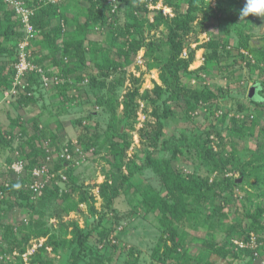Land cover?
<instances>
[{
  "label": "rangeland",
  "instance_id": "1",
  "mask_svg": "<svg viewBox=\"0 0 264 264\" xmlns=\"http://www.w3.org/2000/svg\"><path fill=\"white\" fill-rule=\"evenodd\" d=\"M60 1L28 0L25 3L30 9L34 8L36 11L41 5L49 2L59 5L62 3ZM106 1L110 7L106 15L108 22L105 25L98 24L89 28L88 36L85 39V51L88 55L91 54L92 51L88 47L91 44H98V46H105L108 49L111 58L120 61L122 58L119 56V59L116 55H119L118 51L123 43L117 48H111L108 44V35L114 27L120 28L125 25V13L128 9L119 0ZM142 1L151 11L150 22L154 24L153 22L157 19L158 23L157 27L145 30L143 40L146 43L151 42L159 45V48L163 50L166 30L164 23L159 20V12L163 11V16L170 18L173 17V12L166 7L164 0H158L157 3L152 0ZM2 2L8 8L9 4L4 0ZM244 3L245 0H204L201 5L203 11L197 12L192 23V32L184 37L186 49L182 53V57L187 59L189 52L194 53V61L190 64L187 73L184 71V75H186L184 84L188 88H209L213 92L217 91L221 99L211 107L201 104L191 112L188 109L186 111L188 105L186 106L185 101L189 102L187 97L184 100L180 98L178 102L173 103V116L166 123L164 138L160 140V143L163 144L166 139L171 137L181 139L185 135L188 138H196L200 142L205 141V144H208L218 156L222 154L220 152L222 147L224 156L222 154L223 157L219 158V162L224 164L220 166L206 159L204 154L199 153V149L190 147L188 153L178 155L177 159L168 165V168L178 169L183 175L192 176L196 181L204 182L210 187L216 186V193L220 192L222 188L226 189V195H222L221 198L209 197L205 200L187 195L186 198H183L185 203H189L195 208L197 216L196 219H186L178 226V243L181 246L172 255L175 259L168 260V264H196L201 258L205 261H213L216 255L211 249L204 246L205 242L214 246H231L239 253L236 255L237 258H230L218 264H248L252 258L251 253L244 254L245 250L238 248L234 242L250 237V235L261 241L262 246L259 254L264 259V214L259 221L263 226L262 229H258L247 219L248 214H253L256 208L260 206L264 208V188L261 187V181L264 178L258 171H264V161L261 158L264 156V107H260L264 104V92L259 90L260 85L258 84L259 73L264 69V62H257L248 51L238 49L236 27L231 25V22L235 20L241 25L248 22V31L252 35L251 43L255 47H260L264 45V17L249 15L240 19L238 13ZM88 7L84 0H74L64 12L59 11L53 18L54 26L61 22L64 40L70 41L77 38V25L82 24ZM5 10L7 9L5 8ZM211 12L217 17L206 19L204 15ZM30 19L32 21V18ZM163 19L165 20V18ZM17 20L20 23V26L17 27L19 29L22 25L19 16L15 17L13 21ZM225 30L228 31L226 35L228 34L229 44L225 48L219 44L220 46L217 48L220 53L223 50H228L231 53L230 57L224 62L221 61V64L210 67L209 74L198 72L205 64L204 58L212 53L209 48L210 39L213 37L222 39L225 36ZM129 38L125 37L123 40ZM41 40V37H38L30 50L34 64L50 78L57 76L62 79L63 84L66 82H69L70 85L76 84L83 89V92L78 94L76 90H73L65 95L67 99H77L78 107L63 102V98L56 94L55 81L49 78L46 84L42 82V86L33 89L32 97L34 96L37 101L35 106L22 105L20 97L24 90L22 91L20 88L16 96L11 95L10 88L0 93V126L11 129V136L8 139L10 145L8 148L0 150V225H11L13 232L17 233V237H21L22 233H29L34 229L41 228L44 221L49 218L45 225L47 224L50 228V233L58 235L60 240L67 245L73 240L74 225L77 224L83 230L86 219L90 217L85 205L79 206L80 213L75 211L66 213L61 210L62 205L58 201L50 205L46 201L39 200L35 210L31 213L19 206H11V208L8 206V202L15 201V196L5 191L9 188L7 185L12 182L10 166L17 161L16 159L25 158L30 147L37 144L31 125L34 119H38V129L44 132L43 139L48 140L50 134L55 133L61 143L66 141L64 144L73 146L77 145L83 136H88L93 140L97 139V145L89 149L87 153L79 147L83 152L84 160L75 166L74 175L78 176V183L92 194L97 212L110 211L109 214L118 224H114V231L102 244L93 238L89 245H92V248L95 247L96 250L103 246L109 247L107 254L112 253L113 246L118 247L120 251L116 253L111 264H126L131 253L137 255V264H166L155 260L154 256L169 252L172 248L170 237L173 227L165 232V227L159 220L160 217L148 209L138 210L132 217L128 215L131 213V204L134 199L132 194L135 192L148 189L155 193L159 192L161 196H166L167 193L162 183L161 174L163 172L158 173L149 168L141 171L137 175L136 186L134 184L128 194L123 193L115 199L110 209L103 205V201L99 197L100 186L107 181L112 164L118 162L119 159L113 154L109 138L113 137L112 141L122 148L129 145L125 152V166L130 165L137 153L142 158V150L146 144L143 138L152 132L150 126L153 124V120L149 116L151 106L139 100L136 117L127 119V117H123V106L120 105L116 127L120 128L121 133L124 134L125 140H123L107 131L109 116L95 103L97 93L105 98L109 94L115 93L119 96V102H122L125 95L135 86H140L139 92L143 93L152 89L154 83L160 85L159 72L161 74V69L157 66L160 64V60L157 59L156 54L145 57L147 51L142 48L132 60L134 62L130 66L119 68L108 77L104 87L98 92L89 86L90 75L96 73L94 64L88 63L84 72L86 77L83 80L63 78L60 72L61 66L68 63L77 66V63L59 55L60 67H51L49 60H43L48 49L46 44L41 43ZM2 58L0 57V61ZM31 58H29L30 61ZM249 63L254 68L249 66ZM145 64L152 69H147ZM77 68L78 72L83 71L80 66ZM189 72H193V74H189ZM251 89H253L252 97L249 96ZM252 99L259 102L252 101ZM17 117L25 127V132H22L21 127L13 123ZM75 120H80L81 123L74 124ZM123 121H125L124 124H122ZM220 130L221 136L230 137V142L227 140L223 142L216 136L217 131ZM258 166L260 169H257ZM123 168L125 169V167ZM229 180L236 181L237 184L230 187L227 184ZM17 183L16 181L14 184L18 186ZM67 190V188L63 189L62 192L66 193ZM71 194L75 202L81 196L78 193ZM169 197V199L181 201L179 193ZM40 214H43L44 218ZM109 226L110 224L106 225V228ZM5 232L3 229L0 231V261L7 259V262L11 264H31L29 255L23 261L18 250H9L8 248L6 251L1 250L2 246L7 244V239L3 238ZM47 239V237L32 239L31 247L27 249L28 252L31 251L30 255H34L36 250L42 248L47 243ZM66 250L64 247L63 252ZM242 250L243 252H240ZM46 251L50 254V258H54L57 262L60 261V256L54 255L52 246L47 247Z\"/></svg>",
  "mask_w": 264,
  "mask_h": 264
},
{
  "label": "trees",
  "instance_id": "2",
  "mask_svg": "<svg viewBox=\"0 0 264 264\" xmlns=\"http://www.w3.org/2000/svg\"><path fill=\"white\" fill-rule=\"evenodd\" d=\"M28 1V0H23ZM34 1V0H30ZM74 0H61L59 5L52 3H46L39 6L32 17V25L38 32L36 40L41 37V43L47 45L48 53L44 56L43 60H49L51 62V67H60L59 55L61 57L67 58L69 60H74L76 64H65L61 66V77L63 78H73L74 80H83L84 72L86 71L88 63L95 65L96 73L90 75L89 86L100 92L104 87L105 81L113 73H115L119 68L124 66H130L132 60H134L136 54L139 50L146 49L147 53L145 57H151L152 54L157 55L160 64L157 65L161 69V74L159 72V77L161 84H153V88L146 90L143 93L139 92L140 86H135L134 89L129 91L122 102H119V96L115 93L109 94L108 97H102L100 93L95 96V103L103 109V111L109 116V122L107 131L115 134V136L125 140L124 134L121 133L120 128L116 127L118 109L120 105L123 106V117L135 118L137 114V108H139V100H142L147 105L151 106V113H149L150 118L153 120V124L150 126L152 132L146 135L143 139L145 148H143V156L140 158L138 153L136 157L131 161L129 166H125L126 156L129 145L122 148L117 143L113 142L112 138H109L111 143V148L114 156H118V162L112 164L111 171L107 177V181L103 183L99 188V197L103 201V205L110 209L114 200L117 199L123 193L128 194L130 189L137 181V175L149 168L155 172H163L162 183L166 190V196H161L159 192H154L153 190L144 189L141 192H135L132 194L134 197L131 204V213L128 215L132 217L137 211L142 209H148L150 212L157 213L160 217L159 220L161 225L165 227V232H168L172 227L170 240L172 242V248L169 252L164 254H156L154 259L160 262L168 264V260H174L172 256L180 248V243H178V226L182 224L186 219L193 218L196 219L197 212L191 204L185 203L183 198L185 196H191L200 200H205L209 197L221 198L222 195L226 193V189H221L220 192L216 193V186H208L204 182L196 181L192 176H185L177 170H172L168 168V165L176 160L178 155L188 153L190 147H195L199 149V153L204 154L206 159L213 161L218 166L224 164L219 162V158L224 156V151L221 147V156H218L213 152L212 148L205 144V141L200 142L196 138H188L183 135V138L176 139L171 137L166 139V141L161 144L160 140L164 138L166 123L173 116L172 104L179 101V99H185L187 97L189 102L185 101L189 112L193 111L194 108L201 104L211 107L216 104L221 99L220 95L216 92L211 91L209 88H188L184 84V71L187 70L190 64L194 61V53L189 52L187 59L182 57V53L186 49L184 46V37L189 35L193 30V22L197 15V12L203 11L201 5L204 0H164V4L167 8H170L173 12V17H165L162 12H159L160 21H162L166 30V39L163 43L164 48L161 50L159 45L154 43H146L143 40L144 32L147 29H152L158 26L157 19L152 24L150 22V13L148 6L142 0H119L123 2L128 9L125 13V25L120 28H113V31L109 33L108 44L111 48H117L122 43L121 48H119V55L122 58L120 61H115L113 57L111 58V53L105 46H98V44H91L88 48L91 49L92 53L87 54L85 51V39L89 33V28L96 26L98 24L105 25L108 22V17L106 16L110 10L106 0H84L88 4L85 15L83 17L82 24H78L76 31L77 38L70 41L64 40V34L62 31L61 22L54 26L53 18L59 13L69 7V5ZM157 3L158 0H152ZM184 5V7H183ZM5 8L7 10H5ZM206 19L209 17H217L213 12L204 15ZM15 15L12 7L4 5L2 0H0V93L6 89H9L14 80V64L17 58V44L23 38L20 28L19 20L14 22ZM155 17V16H154ZM165 18V20L163 19ZM245 24L238 23L236 20L231 22V25L236 27V37L238 38V49H244L248 51L249 54L253 55L257 62H264V45L260 47H255L251 43L252 35L249 33V26ZM4 28L2 29V27ZM93 28V27H92ZM228 33L225 30V36L221 39L220 37H213L209 41V48L212 53L206 56L205 64L199 69L198 72H204L209 74L208 69L214 65L221 64L227 58L230 57V52L228 50H223L222 53L218 52L219 44L227 46L229 44V39L226 35ZM125 37H130L129 39L123 40ZM123 40V41H122ZM162 47V46H160ZM112 50V49H111ZM89 56V57H88ZM40 65V64H39ZM78 66L83 69L82 72H78ZM147 69H152L145 64ZM249 66L253 67L250 63ZM44 67V66H43ZM47 67V66H46ZM44 69H46L44 67ZM181 72L183 73L181 75ZM193 74V72H189ZM41 80L38 75L29 74L22 82L20 90L22 89L23 94L20 99L22 105L35 106L37 101L35 100L33 94V89L41 86ZM258 84L260 85L259 90L264 92V69L259 73ZM56 94L60 98H63V102L68 104L79 105L77 99L70 98L67 99L65 95L76 90V92L82 93L83 89L74 84L70 85L66 82L62 85L56 87ZM31 94V96H28ZM164 97V99H163ZM252 101L259 102L258 100L252 99ZM140 102V101H139ZM264 105V104H263ZM261 105L260 107H264ZM13 123L21 127L22 132H25V127L22 122L17 117L13 120ZM80 120H75L74 124H80ZM125 121L122 122L124 124ZM38 119H34L32 122V132L33 137L36 140L34 146L30 147V150L25 158H21L25 162L27 170H32L34 168H39L47 164L49 172L51 174L50 182L45 186L42 197L38 200H32L33 194L29 189L27 181H21L20 183L14 184L16 181L13 174L12 182L8 186V191L15 197L14 202H8V206H19L20 208H25L28 212L35 210L37 201H46L47 204L55 203L58 201L62 206L61 210L70 213L72 211L79 212L80 205H85L88 217L85 221V227L79 228L77 224L74 225L73 230V240L69 244H64L58 235L50 233V228L47 223L49 218L44 221L43 226L38 229H34L29 233H22L17 237V233L13 232L11 225L7 224L5 226L0 225V231L5 230L4 239H7L6 245H3L1 250L6 251L8 248L13 250H18L23 256L28 252V248L31 247L30 241L34 238L47 237V243L35 251L34 255H30L31 264H111L113 259L116 257V253H119V249L113 246L112 253L107 254L109 247L103 246L98 250L92 248L90 241L93 238L97 239V242L102 244L107 240L108 236L114 231L115 223L111 214L106 210L103 213L97 212L94 204V198L91 196L83 185L78 183L76 175H74L75 166L77 162H83V152L87 153L89 149L97 145V139L93 140L88 136H83L79 139L77 145L73 146L71 144L61 143L59 137L55 133L50 134L48 140L43 139L42 130L38 129ZM10 128H3L0 126V150L5 149L10 145L8 141L10 134ZM221 132L217 131V137L221 141L227 140L230 142V137L221 136ZM231 135L233 132L231 131ZM47 142V143H46ZM46 143V146H45ZM62 144V145H60ZM64 144V145H63ZM129 144V143H128ZM222 144V142H221ZM220 144V145H221ZM80 147V148H79ZM68 148V153L71 155V159L67 160L61 158L60 154L62 150ZM79 150V152L77 151ZM115 151V152H114ZM23 153V152H22ZM166 153V154H165ZM24 155V154H23ZM47 158H51V163H47ZM264 161V156L261 157ZM125 167V169L123 168ZM224 167V166H222ZM257 169H260L258 166ZM260 176L264 178V171L258 170ZM4 174V173H2ZM65 177V180L62 179ZM262 178V179H263ZM27 182V183H26ZM228 186L232 187L237 184L236 181L229 180L227 182ZM261 187L264 188V180L261 181ZM68 189L66 193L62 190ZM3 189V188H2ZM77 191V192H75ZM71 193H78L81 196L75 202L72 198ZM179 193L181 195V201L169 199L170 195ZM226 195V194H225ZM9 197V196H8ZM41 197V198H40ZM196 213V215H193ZM27 214V213H25ZM264 214V208L258 207L253 212V214H248L247 219L258 229H262L263 226L259 223L262 215ZM44 218L43 214H40ZM46 218V217H45ZM113 221H112V220ZM118 219V218H117ZM110 224L109 228L106 225ZM113 226V227H112ZM240 228V227H239ZM117 231V228H115ZM241 231V229H239ZM36 233V234H35ZM250 240V237L243 239L244 242ZM259 244L261 241L257 240ZM66 245V246H65ZM52 246L54 255L60 256V261L57 262L54 258H50V254L46 251L47 247ZM204 246L211 249L216 255L213 261H205L203 258L200 259L196 264H218L219 262L225 261L227 259H235L239 255L235 252L231 246L218 245L214 246L208 242L204 243ZM262 246V244H261ZM66 247V251L63 252V248ZM115 249V252H114ZM237 249V248H236ZM240 250V249H237ZM245 253H251V261L248 264H255L258 257H254V250L250 248L243 249ZM240 251V252H243ZM11 252V251H10ZM260 252V247H259ZM242 254V253H241ZM242 254V255H244ZM259 254V253H258ZM130 257L126 261V264H137L138 257L136 254H129ZM260 257V254H259ZM7 259L0 261V264H11L7 262ZM261 264V262H260Z\"/></svg>",
  "mask_w": 264,
  "mask_h": 264
},
{
  "label": "built area",
  "instance_id": "3",
  "mask_svg": "<svg viewBox=\"0 0 264 264\" xmlns=\"http://www.w3.org/2000/svg\"><path fill=\"white\" fill-rule=\"evenodd\" d=\"M4 1L8 3L9 6L12 7V9L15 12V15L20 17L22 24L20 27V31L23 34V38L18 44L17 61L14 65L15 77L12 83V87L10 88L11 95L16 96L19 87L22 85L23 79L30 72H35L40 77L41 86L43 83L46 84L48 78L54 80L57 86L62 85L63 81L61 78H58L57 76L50 78L49 76L45 75L42 69L38 68L34 64L31 58L30 48L38 34V32L33 27L32 21L30 19L34 15V8L30 9L29 6H27L25 1L23 0H4ZM29 58H31V61L29 60ZM138 63H139V59H138ZM6 96L8 97L9 93L6 94ZM77 151L79 152L78 149ZM60 157L65 158L67 160L71 159V155L68 153V148L62 150ZM16 160L17 161L12 163L10 168L11 172L15 176L14 178L15 181H17L18 183H20L21 181H27L29 189L33 194V198L41 196L42 193L44 192L45 186L48 185L51 178V174L49 172V168L47 164L39 168L27 170L25 166V162L23 160H21L20 158ZM51 160H52L51 158H47V163L50 164ZM79 164L80 162H77V165ZM62 179L65 180V177H62ZM8 186L9 185H7V187ZM235 245L240 249H246V248L254 249L257 247L254 236H251L249 242H244L242 240L235 241ZM30 252L31 251H29L25 256H23V258L26 259V256L29 255ZM256 255L257 254L255 253V256ZM262 264H264V261L262 262Z\"/></svg>",
  "mask_w": 264,
  "mask_h": 264
},
{
  "label": "clouds",
  "instance_id": "4",
  "mask_svg": "<svg viewBox=\"0 0 264 264\" xmlns=\"http://www.w3.org/2000/svg\"><path fill=\"white\" fill-rule=\"evenodd\" d=\"M239 17H240V19H243V18H246V17H248L249 15H255V16H258V17H264V0H245V3H244V6L239 10ZM22 33V32H21ZM22 36H23V34H22ZM22 40V39H21ZM20 40V41H21ZM36 42V39L34 40V42L32 43V45L34 44ZM19 44V43H18ZM18 44H17V51H18ZM32 45H31V47H32ZM30 50H31V48H30ZM17 59V58H16ZM16 63V62H15ZM15 65V64H14ZM14 71H15V67H14ZM35 74V75H37L35 72H30V73H28L27 75H26V77L29 75V74ZM14 77H15V75H14ZM25 77V78H26ZM24 78V79H25ZM23 79V80H24ZM14 81V80H13ZM11 87H12V85H11ZM10 87V88H11ZM20 88V87H19ZM28 96H29V94H28ZM30 96H31V94H30ZM12 165V164H11ZM10 168H11V166H10ZM12 173V172H11ZM13 174V173H12ZM13 176H14V174H13ZM14 178H15V176H14ZM94 195V194H93ZM94 197H96V196H94ZM251 236H253V235H250V238H251ZM255 238V237H254ZM255 240H256V248H254V249H252V250H254V253H256L257 254V256L259 257V247H261V244H259L258 243V241H257V238H255ZM243 241V240H242ZM250 241V240H249ZM249 241H247V242H249ZM235 243V242H234ZM261 258V257H260ZM264 261V259H261V264H262V262Z\"/></svg>",
  "mask_w": 264,
  "mask_h": 264
},
{
  "label": "crops",
  "instance_id": "5",
  "mask_svg": "<svg viewBox=\"0 0 264 264\" xmlns=\"http://www.w3.org/2000/svg\"><path fill=\"white\" fill-rule=\"evenodd\" d=\"M5 116H7V115H5ZM257 240H258V238H257ZM235 252H237V251H235ZM254 257L257 258L258 256H257V255L255 256V253H254ZM258 258H259V259L256 260V261H257L256 264H260V261H261V259H262V258H260V257H258Z\"/></svg>",
  "mask_w": 264,
  "mask_h": 264
},
{
  "label": "water",
  "instance_id": "6",
  "mask_svg": "<svg viewBox=\"0 0 264 264\" xmlns=\"http://www.w3.org/2000/svg\"><path fill=\"white\" fill-rule=\"evenodd\" d=\"M253 95V89L250 90L249 96L252 97Z\"/></svg>",
  "mask_w": 264,
  "mask_h": 264
}]
</instances>
